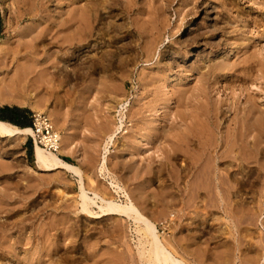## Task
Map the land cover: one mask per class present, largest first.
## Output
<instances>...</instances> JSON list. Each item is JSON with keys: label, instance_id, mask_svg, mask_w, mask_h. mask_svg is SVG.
I'll return each instance as SVG.
<instances>
[{"label": "rangeland", "instance_id": "374dc122", "mask_svg": "<svg viewBox=\"0 0 264 264\" xmlns=\"http://www.w3.org/2000/svg\"><path fill=\"white\" fill-rule=\"evenodd\" d=\"M174 1L158 2L163 21L147 14L149 2L138 21L116 13L114 30L100 27L86 48L63 34L58 41L48 36V41L36 43L40 24L15 21L18 0H0V107L27 111L31 127L33 114L55 118V131L69 151L60 158L78 167L86 189L99 190L118 203L127 201L123 192L129 194L163 242L172 244L187 263L228 259V264H264V0ZM62 3L50 0L51 16L67 11ZM32 27L33 36L28 31ZM127 32L135 34L125 39ZM203 87L208 102H225L227 111L219 116L221 129H214L220 134L209 139L216 151L209 143V152H204L184 137L198 132L186 128L204 119L199 114L209 108L200 95ZM238 126L257 127L248 138L252 142L257 135L262 143L255 157L248 149L244 151L250 156L238 155L218 144ZM114 134L106 152L108 137ZM35 145L33 137L0 138V264H148L141 225L126 218L81 215L78 178L62 170L40 171ZM252 156L262 160L260 165ZM104 157L107 168L101 170ZM244 159L253 163L244 164ZM215 192L225 196L217 198ZM165 220L171 225L162 234L160 223Z\"/></svg>", "mask_w": 264, "mask_h": 264}, {"label": "bare ground", "instance_id": "6f19581e", "mask_svg": "<svg viewBox=\"0 0 264 264\" xmlns=\"http://www.w3.org/2000/svg\"><path fill=\"white\" fill-rule=\"evenodd\" d=\"M56 1V0H55ZM62 1V0H61ZM64 2L66 3H62V4H65L63 5L64 6V11L65 13L62 14L60 17L58 16H51V14L49 13L48 11V4L50 2V0H18V4L17 5H20V7L17 6L18 10L20 11L19 12V15L16 16V20L15 21H18V22H24L25 20H29L30 22H32V26H36V24H40L41 26V31L37 32L36 35L34 36L33 40L36 41H39V44H42L46 41H48V36H51V38L49 39H52V40H56L58 41V38L60 34H63V36H65L67 38L68 41H75L79 46H82V47H86V48H89V42L91 39L94 38V36L98 33V31L101 29L100 27H105L108 31H111L113 29V22L116 18V13L119 14L120 17H122V19L124 20H130V19H134L136 21H138L140 19V17L142 16V11H144V8L145 7V4L147 5V3L149 2L150 5L147 6L148 9H151L150 12H145L147 14H149V16H158L160 17L158 14L162 13V7L161 6H158L159 5V1L158 0H63ZM162 1V0H161ZM164 1V0H163ZM169 1V0H168ZM174 0H170V2H172ZM147 2V3H146ZM170 2H168L170 4ZM175 2V1H174ZM173 2V3H174ZM58 3H61V2H58ZM151 3H153V7L151 6ZM165 3V2H164ZM172 3V4H173ZM193 3V2H192ZM62 4L60 6H62ZM158 4V5H157ZM163 4V3H160V5ZM164 5V4H163ZM162 5V6H163ZM193 6V5H192ZM164 8V7H163ZM191 8V7H190ZM16 9V8H15ZM189 9V8H188ZM18 10H16L15 12H17ZM164 10V9H163ZM162 11V12H161ZM156 12V13H154ZM49 13V14H48ZM17 14V13H16ZM15 14V15H16ZM146 14V15H147ZM14 16V15H13ZM144 16V15H143ZM148 16V17H149ZM162 16V14H161ZM146 17V16H144ZM157 17V19H158ZM147 18V17H146ZM151 18V17H150ZM153 18V17H152ZM156 19V18H155ZM154 19V20H155ZM160 19L162 20V18L160 17ZM143 20V19H142ZM151 20V19H149ZM159 21V20H158ZM163 21V20H162ZM17 22V23H18ZM144 23V22H143ZM152 27L156 28L157 25H155L153 23V19H152ZM150 23V24H151ZM156 24H158L159 26V22L157 23V20L155 22ZM164 24V23H163ZM154 25V26H153ZM161 25V23H160ZM56 27L57 28V32L54 33V30L52 31H49V28L50 27ZM151 27V28H152ZM34 27L29 28L28 31L31 32V35L32 34H35L34 32ZM51 29V28H50ZM124 29V28H123ZM157 29L159 30L160 28L157 27ZM166 29V28H165ZM114 30V29H113ZM152 30V33L155 31V29H151ZM150 30V31H151ZM37 31V30H36ZM49 31V32H48ZM107 31V32H108ZM141 31V30H140ZM149 32V31H148ZM161 32V31H160ZM54 33V34H53ZM134 32H127L125 35H124V38L127 39L130 37L131 34H133ZM135 34V33H134ZM150 34V33H149ZM158 34H159V31H158ZM106 35V34H105ZM147 35V34H146ZM154 34H152L153 36ZM156 35V34H155ZM155 35H154V39L155 38ZM33 36V35H32ZM28 37V36H27ZM107 37V36H106ZM162 37V36H161ZM122 38V37H121ZM66 40V41H67ZM65 41V40H64ZM157 41V40H156ZM54 42V41H53ZM155 42V41H154ZM148 43H151L150 41ZM51 44V42H50ZM152 44V43H151ZM52 45V44H51ZM156 45V44H155ZM153 44V46H155ZM151 45H149L150 47ZM81 47V48H82ZM152 50V49H151ZM38 51V50H37ZM235 51V50H234ZM233 51V52H234ZM147 52V51H146ZM233 52L231 53V55H233ZM230 54V52H229ZM34 55V54H33ZM145 55V54H144ZM229 56V55H228ZM234 56V55H233ZM146 57V56H145ZM229 58V57H228ZM227 58V59H228ZM31 60V59H30ZM18 61V60H17ZM47 62V61H46ZM20 64V63H19ZM31 64V63H30ZM41 63H39V66H40ZM226 64V63H225ZM26 65V64H25ZM24 65V66H25ZM85 65V64H84ZM230 65V64H229ZM36 66V65H35ZM43 66V65H42ZM45 67V66H44ZM49 67V66H48ZM94 69H95V66L93 65ZM223 67H224V63H223ZM227 67V66H226ZM17 68V67H16ZM25 68V67H24ZM32 68V67H31ZM46 68V67H45ZM222 68V67H221ZM223 69V68H222ZM28 70V69H27ZM33 70V69H32ZM41 70V69H40ZM19 71V70H18ZM39 71V70H38ZM47 71V70H46ZM227 71V69H226ZM230 71V69H229ZM34 73V72H33ZM47 73V72H46ZM251 73V72H249ZM248 73V74H249ZM19 74V73H18ZM39 74V73H38ZM246 74V73H245ZM259 74V73H258ZM25 75V74H24ZM242 75V74H241ZM27 76V75H26ZM37 76V75H36ZM41 76V75H40ZM43 76V75H42ZM46 76V74H45ZM48 76V75H47ZM212 77V76H211ZM253 77V76H252ZM40 78V77H39ZM263 78V77H262ZM41 79V78H40ZM44 79V78H43ZM261 79V78H260ZM249 80V79H248ZM221 81V80H220ZM187 82H190L188 80H184V83H187ZM223 82V81H222ZM198 84V83H197ZM226 84V83H225ZM221 85L224 86V84L222 83ZM200 86V85H199ZM221 86V87H223ZM204 88V87H203ZM201 90L200 92V95L204 97V99H207V91L208 89L204 88ZM183 89V88H182ZM179 91V90H178ZM224 92V91H223ZM199 95V97H200ZM218 95V94H217ZM190 96V95H189ZM210 96V95H209ZM235 97V96H234ZM202 99V97H200ZM220 98V96H219ZM262 98V97H261ZM178 99V98H177ZM196 99V98H195ZM210 99V97H209ZM253 99V98H252ZM184 100H185V97H184ZM194 100V99H193ZM203 100V99H202ZM4 102V100L1 98L0 96V105ZM178 102V101H177ZM200 102V101H199ZM235 102V101H234ZM172 103V102H171ZM205 103H206V100H205ZM208 99H207V105H209V108H206L205 110H202L203 113L205 115H200L199 114V117L201 116H204V119L201 118V120H199L198 118H196V120L198 119L197 123L195 121H191V122H194V124L189 127L186 128V129H190L191 127H193L191 129V131L195 128L198 132H195V135H192L191 132L189 134V132L187 133L185 137V139H189L188 142H191V141H194V147H195V144H197L199 146V149L200 147L203 149V151L205 152L209 150H207V146H209V143H210V140L211 138H213V135L215 136L217 133H219V131L214 134V129L218 128L219 127V116L223 117L222 115H224V112L225 110L223 109L224 106H225V102L223 103L222 101L220 102H216L214 105L212 104H208ZM250 103V102H249ZM248 101H247V104H249ZM254 103V102H253ZM35 104V103H34ZM256 104V103H254ZM170 105V102L168 103V106ZM227 105V104H226ZM237 105V104H235ZM246 105V104H245ZM253 105V104H251ZM228 106H231V105H228ZM233 106V105H232ZM231 106V107H232ZM260 106V105H259ZM258 106V107H259ZM188 107V106H187ZM204 107V106H203ZM207 107V106H205ZM204 107V108H205ZM212 107V108H210ZM236 107V106H234ZM254 107V106H252ZM252 107L250 106V109H252ZM257 107V108H258ZM262 107V105H261ZM237 108V107H236ZM239 108V107H238ZM237 108V109H238ZM245 108V107H244ZM256 107H254L253 109H255ZM185 109V108H184ZM231 109V108H230ZM260 108H258L259 110ZM264 109V108H263ZM42 110V109H41ZM236 110V109H235ZM247 110V109H246ZM249 110V109H248ZM257 110V109H256ZM257 110V111H258ZM261 110V109H260ZM259 110V111H260ZM206 111V112H204ZM244 111V110H243ZM243 111H240L242 112L244 115V112ZM250 111V110H249ZM248 111V112H249ZM227 112V111H226ZM225 112V113H226ZM247 112V111H246ZM253 112V110L251 111ZM261 112V111H260ZM258 112V113H260ZM137 113V112H136ZM197 113V112H196ZM40 114V113H39ZM202 114V112H201ZM245 114H248V113H245ZM255 114L257 115V113L255 112ZM261 114V113H260ZM258 114V115H260ZM264 114V113H262ZM237 115V114H236ZM241 115V114H240ZM249 115V114H248ZM256 115H253L255 116V120L257 121L256 118H259V117H256ZM50 116H53L50 114ZM124 115H122L123 117ZM247 116V115H246ZM252 116V115H251ZM118 117V116H117ZM198 117V116H197ZM244 117V116H243ZM249 118V116H247ZM247 117L245 119H247ZM52 118V117H51ZM116 118V116L114 117ZM233 118V117H232ZM237 118V116H236ZM251 118V117H250ZM55 119V118H54ZM52 119V123L54 122ZM123 120L125 119V116L122 118ZM121 119V120H122ZM194 119V117H193ZM192 119V120H193ZM239 119V117H238ZM241 119V118H240ZM239 119V120H240ZM249 120V119H247ZM140 121V120H139ZM183 121V120H182ZM254 121V120H253ZM56 122V121H55ZM121 122L120 125L122 124V121H119ZM177 122V121H176ZM179 122V121H178ZM235 123V120L233 121ZM255 122V121H254ZM260 122V120H259ZM262 122V121H261ZM260 122V123H261ZM221 123V121H220ZM242 123V122H241ZM241 123L239 125H241ZM246 123V122H244ZM255 123H258L255 122ZM260 123H258V125H260ZM149 124V123H148ZM188 124V123H187ZM236 124V123H235ZM243 124V123H242ZM246 124H249V123H246ZM54 125V123H53ZM186 125V124H185ZM184 125V126H185ZM237 125V124H236ZM245 124H243L244 126ZM253 125V124H252ZM122 126V125H121ZM179 126H180V123H179ZM233 126V125H232ZM235 126V125H234ZM247 126V125H246ZM257 126V125H256ZM153 127V125H152ZM221 127V126H220ZM219 127V128H220ZM230 126H228L229 128ZM240 127V126H238ZM261 127V125H260ZM259 127V128H260ZM56 128V127H55ZM117 131L119 130L120 127H116ZM142 128V127H141ZM165 128V127H164ZM173 128V127H172ZM181 128V127H180ZM226 128V127H225ZM235 128V127H234ZM248 127H244V129H241V127L239 129H241L239 131L236 130L237 128H235L233 131L234 133L231 135L227 134L226 136V133L224 136L222 135H219V136H222L221 139H220V143H218L219 145L221 144L222 147L223 146H226V147H229V151L228 152H237V154L239 155V153L241 154L242 152L246 153L248 150V152H252V155L253 153H256L255 150H260L259 149V145L258 144H261L262 146V143L260 142L259 143V138L256 137L257 135H254L252 136L253 140L252 142H249L248 141V138H251V134H253L254 130H256L257 127H253V126H250L248 129ZM251 128L254 130L252 131ZM179 129V128H178ZM221 129V128H220ZM230 129V128H229ZM262 129V128H261ZM260 129V130H261ZM195 130V131H196ZM217 130V129H216ZM226 130V129H225ZM224 130V131H225ZM228 130V129H227ZM231 130V129H230ZM259 130V129H258ZM179 131V130H178ZM184 131V130H183ZM223 131V132H224ZM229 131V130H228ZM237 131V132H236ZM263 130H261V132H259L261 135V133ZM194 132V131H192ZM221 132V131H220ZM229 132H232L229 131ZM228 132V133H229ZM258 133V132H257ZM175 134V133H174ZM182 134H185V132H182ZM194 134V133H193ZM220 134V133H219ZM224 134V133H223ZM264 134V133H263ZM35 134L33 132V130L31 128H20L18 126H15L13 124H10L8 122H3L0 120V138H4V139H9V140H15V139H20V138H27V137H33ZM69 135V134H68ZM115 135H112L110 137H108V140H107V143H106V148H105V151L107 152V148L109 147V144H111L112 142H114V138H115ZM145 135V134H144ZM180 135V134H179ZM133 136V135H131ZM191 136V137H190ZM61 137V136H60ZM166 137V136H165ZM211 137V138H210ZM264 138V136H261ZM64 138V137H63ZM160 138V137H159ZM217 138V137H216ZM62 139V137L60 138ZM65 139V138H64ZM184 139V141H186ZM206 142H204L205 140ZM210 139V140H209ZM132 140V139H131ZM180 140H183L182 138ZM204 140V141H202ZM208 140V141H207ZM215 140V139H213ZM261 140H263L261 138ZM69 141V139L67 140ZM216 141V140H215ZM135 142V141H133ZM179 142V141H178ZM187 142V141H186ZM197 142V143H196ZM204 142V143H203ZM218 142V141H217ZM66 143V142H65ZM68 143V142H67ZM70 143V141H69ZM146 143V142H145ZM168 143V142H167ZM184 143V142H183ZM206 143V144H205ZM36 144V143H35ZM169 144V143H168ZM185 144V143H184ZM191 144V143H190ZM205 144V145H204ZM210 144H212V146L210 145L209 148H213L214 149V145H213V142H211ZM216 144V143H215ZM64 145V143H63ZM187 145V143H186ZM219 145H217V148L219 147ZM64 146H67L64 145ZM73 146V145H72ZM174 146V145H173ZM183 146V145H182ZM206 146V147H205ZM216 146V145H215ZM141 147V146H140ZM188 147V145H187ZM193 147V146H192ZM71 147H69V150H70ZM136 148V147H135ZM171 148V147H170ZM179 148V147H178ZM220 148V147H219ZM228 149V148H227ZM248 149V150H247ZM67 147H63L61 145V142H60V145H59V148L57 150V152H50V151H47L45 149H43L42 147H40L38 144L35 145V163H36V166L38 167V169L40 171H43V172H60L62 170V172H66V173H69L75 177L78 178V182H79V197H80V208H81V215L83 216H86L87 218H90V219H94V220H98V219H102V218H105V217H120V218H126V219H131L132 221H134L133 223H136L138 225H141L142 229L140 228V230L138 229V231L140 232H143V234L145 236H142L143 238L145 237V240L146 242H144L145 244L147 243L148 244V250L145 251V255L148 257V255L150 256L149 260L151 261L152 259V262H154V264H192V263H187L185 261V259L178 253V251L175 249L174 246H172V244H169L167 243L166 240H163L161 239L162 237L159 235V232L157 230V227L156 225L149 219L147 218L137 207V204L135 205V202H133V200L131 199V196H129V194H127L126 192H123L125 198L127 201H125L126 203H118L116 202L112 197L110 196H107L106 194H103V193H100V191H92L91 189L88 191V189H86L87 187H85L84 185V182H83V179L84 177H82V173L81 171L78 169V167L64 161L63 159L60 158L61 155H64L66 152H67ZM176 150V149H175ZM212 150V149H211ZM210 150V153L212 152ZM215 150V149H214ZM224 150V149H223ZM244 150H247L246 152ZM172 151V149H171ZM216 151V150H215ZM214 151V153H215ZM226 151V150H225ZM69 152V151H68ZM67 152V153H68ZM71 152H72V149H71ZM202 152V150H201ZM207 152V153H208ZM221 152V151H220ZM219 152V153H220ZM248 152L246 154H248ZM171 153V152H170ZM192 153V152H191ZM209 153V154H210ZM224 153V151H223ZM222 153V155H224ZM204 153H202L201 155H203ZM221 154V153H220ZM219 154V155H220ZM229 156L231 155V153H228ZM233 154V153H232ZM235 154V153H234ZM237 154L229 159H226V158H223L225 159L226 161L228 160H235L237 159ZM259 154V153H258ZM258 154L256 156H258ZM261 154V153H260ZM213 156V154H211ZM218 155V153H217ZM221 155V156H222ZM226 155V154H225ZM224 155V156H225ZM249 156L251 155L250 153L248 154ZM247 155V156H248ZM188 156V155H187ZM211 156V157H212ZM241 156V155H240ZM239 156V157H240ZM245 156V154H244ZM248 156V158H249ZM254 156V155H253ZM252 156V158H253ZM202 157V156H201ZM210 157V156H208ZM218 158V156L215 155V158ZM255 157V156H254ZM216 158V159H217ZM246 158V157H245ZM251 158V159H252ZM262 158V157H261ZM211 159V158H210ZM209 159V160H210ZM214 159V158H213ZM222 158H220L219 161H221ZM239 159V158H238ZM250 159V158H249ZM249 159H244L242 161H245L243 162L244 164L247 162V163H250ZM254 159V158H253ZM256 159V158H255ZM254 159L253 162H256ZM263 159V158H262ZM215 160V159H214ZM218 160V159H217ZM224 160V161H225ZM230 160V161H231ZM260 160V159H259ZM103 162H101V170H104L106 167V164H107V157H104ZM218 161V162H219ZM223 161V160H222ZM221 161V163H222ZM258 161V160H257ZM262 161V160H260ZM258 161V162H260ZM229 162V161H228ZM237 162V160H236ZM235 162V163H236ZM251 161V163H253ZM256 162L258 165H260V163ZM213 163V162H211ZM215 163V162H214ZM220 163V164H221ZM241 163V162H240ZM250 163V164H251ZM232 164V162L230 163V165ZM206 165V164H205ZM219 165V164H217ZM234 165V164H233ZM256 165V164H255ZM264 165V164H263ZM262 164V168L264 167ZM203 166V165H202ZM216 166V165H215ZM227 166V165H226ZM232 166V165H231ZM240 166V164H239ZM244 166V165H243ZM247 166V165H246ZM250 166V165H249ZM254 166V165H253ZM204 167V166H203ZM217 167V166H216ZM215 167V168H216ZM245 167V166H244ZM213 168V167H212ZM203 169V168H202ZM186 170V169H185ZM235 170V169H234ZM245 170V169H244ZM204 173V172H203ZM220 173V172H219ZM200 174V173H199ZM244 174V173H243ZM190 175V174H189ZM200 176V175H199ZM215 176V175H214ZM201 177V176H200ZM76 178V179H77ZM209 178V177H208ZM222 178V177H221ZM227 178V177H226ZM194 179V178H193ZM217 179H220V176L217 178ZM264 179V178H263ZM213 181V180H212ZM225 181V180H224ZM211 182V181H210ZM247 182V181H246ZM193 183V182H192ZM203 183V182H202ZM218 183V182H217ZM214 184V183H213ZM226 184V183H225ZM211 185V184H210ZM215 185V184H214ZM220 185V184H219ZM223 185V184H221ZM111 186H113V188H117L118 190L120 191H124L122 190L120 187L118 186H115L113 183L111 184ZM204 186V185H203ZM192 187V186H191ZM216 187V186H215ZM218 187V186H217ZM194 188V187H193ZM32 189V188H31ZM96 189V188H95ZM94 189V190H95ZM200 189V188H199ZM203 189V188H202ZM116 190V191H113L115 194L119 193V191ZM196 190V189H195ZM253 190V189H252ZM263 190V189H262ZM197 192V190H196ZM199 192V191H198ZM197 192V193H198ZM133 193V191H132ZM136 193V192H135ZM183 193V192H182ZM192 193V192H190ZM200 193V192H199ZM202 193V192H201ZM206 193V192H205ZM209 193V192H208ZM208 193H207V196H208ZM229 193V192H228ZM185 194V193H184ZM212 194V193H211ZM215 195H217V198L218 196H220L222 198L223 195L220 193L216 192L214 193ZM144 195V194H143ZM186 195V194H185ZM189 195V193H188ZM187 195V196H188ZM191 195V194H190ZM198 195V194H196ZM203 195V194H202ZM210 195V193H209ZM136 196V195H135ZM134 196V197H135ZM199 196V195H198ZM201 196V195H200ZM206 196V195H204ZM225 196V195H224ZM223 196V197H224ZM138 197V196H137ZM191 197V196H190ZM196 198V196H195ZM198 198V197H197ZM214 198V197H213ZM224 199V198H223ZM138 200V199H137ZM186 200V199H185ZM77 203V202H76ZM194 203V202H193ZM75 206V205H74ZM76 208V207H75ZM92 208H95V209H98V212L96 211H93ZM2 211V210H1ZM249 214V213H248ZM253 218V217H252ZM251 220V219H250ZM138 228V227H137ZM182 228V227H181ZM135 230V228H134ZM137 231V229L135 230ZM137 231V232H138ZM2 232V231H1ZM134 232V231H133ZM136 232V233H137ZM139 232L137 234H139ZM135 233V235H136ZM41 234V233H40ZM243 234V233H242ZM140 235V234H139ZM142 235V234H141ZM17 237V236H16ZM141 237V238H142ZM167 236H164L163 238H165ZM143 238H142V241H143ZM139 239V237L137 238ZM169 240V239H168ZM241 240V239H240ZM18 241V240H17ZM139 241V240H138ZM141 241V242H142ZM140 242V243H141ZM181 243V242H180ZM136 244V243H135ZM139 244V242H138ZM143 244V242H142ZM179 244V242H178ZM197 244V243H196ZM182 245V243L180 244V246ZM250 245V244H249ZM199 246V245H198ZM184 247V246H183ZM239 247V246H238ZM195 248V247H194ZM214 248V247H213ZM264 248V247H263ZM262 248V249H263ZM188 249V247H187ZM187 249L184 248L185 251H187ZM146 250V248H145ZM183 250V249H181ZM183 250V251H184ZM199 250V248H198ZM217 250V249H216ZM258 251V250H257ZM188 252V251H187ZM197 252V251H196ZM199 253V252H198ZM209 253V252H208ZM215 253V252H214ZM255 254V253H254ZM200 255V254H199ZM214 256V255H213ZM259 256V255H258ZM248 258V257H247ZM211 259V258H210ZM146 260V259H145ZM198 260V259H197ZM206 260V259H205ZM217 260V259H216ZM214 260V263L215 261ZM247 260V259H246ZM245 260V261H246ZM254 260V259H253ZM252 258H251V263H252ZM150 261L148 264H150ZM241 261V260H240ZM248 261V260H247ZM249 261V262H250ZM256 261V260H255ZM147 262H148V259H147ZM207 262V261H206ZM212 262V261H211ZM217 263L219 262V264H228L229 261L228 259L226 260H218L216 261ZM221 262V263H220ZM209 263V262H208ZM215 263V264H217ZM255 263V262H253ZM121 264V263H120ZM206 264V263H204ZM210 264V263H209ZM213 264V262L211 263ZM248 264V263H247Z\"/></svg>", "mask_w": 264, "mask_h": 264}, {"label": "built area", "instance_id": "2783aa9c", "mask_svg": "<svg viewBox=\"0 0 264 264\" xmlns=\"http://www.w3.org/2000/svg\"><path fill=\"white\" fill-rule=\"evenodd\" d=\"M32 127L34 132L33 139L36 144L41 145L45 150L50 152H57L61 139L58 133L55 131L54 125L51 119L45 114H33L31 116ZM170 220H165L160 223L162 234L170 228ZM159 232V231H158Z\"/></svg>", "mask_w": 264, "mask_h": 264}, {"label": "trees", "instance_id": "16d2710c", "mask_svg": "<svg viewBox=\"0 0 264 264\" xmlns=\"http://www.w3.org/2000/svg\"><path fill=\"white\" fill-rule=\"evenodd\" d=\"M0 120L20 128L31 127V123L27 119V111L17 107H0Z\"/></svg>", "mask_w": 264, "mask_h": 264}]
</instances>
